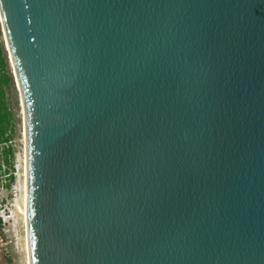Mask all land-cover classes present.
Wrapping results in <instances>:
<instances>
[{
	"label": "water",
	"instance_id": "95a60500",
	"mask_svg": "<svg viewBox=\"0 0 264 264\" xmlns=\"http://www.w3.org/2000/svg\"><path fill=\"white\" fill-rule=\"evenodd\" d=\"M0 12L30 264H264V0Z\"/></svg>",
	"mask_w": 264,
	"mask_h": 264
},
{
	"label": "rangeland",
	"instance_id": "374dc122",
	"mask_svg": "<svg viewBox=\"0 0 264 264\" xmlns=\"http://www.w3.org/2000/svg\"><path fill=\"white\" fill-rule=\"evenodd\" d=\"M0 43L2 55L6 60L5 73L8 81L3 83L4 99L8 119L2 121V126L7 128V134L11 142L8 143L10 150H6L7 145L0 147V162L6 161V168L9 172H15L11 179L7 178V187L0 190V197L7 199V213L10 218L5 224L0 226V264H28L25 246V226H24V164H25V143H24V115L21 105V95L17 87V81L13 67L11 65L9 52L7 50L5 35L0 20ZM1 107V105H0ZM5 112V109H2ZM8 141V140H7ZM11 153V161L6 160V155Z\"/></svg>",
	"mask_w": 264,
	"mask_h": 264
},
{
	"label": "bare ground",
	"instance_id": "6f19581e",
	"mask_svg": "<svg viewBox=\"0 0 264 264\" xmlns=\"http://www.w3.org/2000/svg\"><path fill=\"white\" fill-rule=\"evenodd\" d=\"M1 13V12H0ZM1 17V14H0ZM6 42V39H5ZM7 46V44H6ZM8 50V49H7ZM11 61V65H12V60ZM13 67V65H12ZM14 70V68H13ZM16 77V76H15ZM16 81H17V87L19 89L20 95H21V88H20V84L19 81L16 77ZM22 98V96H21ZM22 105V103H21ZM22 109H23V105H22ZM23 112V111H22ZM23 135H24V143L26 145V128L24 125V130H23ZM24 174H25V179H24V196H23V201H24V207H23V216H24V226H25V232H26V236H25V246H26V253H27V262L28 264H30V246H29V183H28V162H27V152H26V146H25V164H24Z\"/></svg>",
	"mask_w": 264,
	"mask_h": 264
},
{
	"label": "built area",
	"instance_id": "2783aa9c",
	"mask_svg": "<svg viewBox=\"0 0 264 264\" xmlns=\"http://www.w3.org/2000/svg\"><path fill=\"white\" fill-rule=\"evenodd\" d=\"M9 142H11V140L0 142V147L4 150L3 145L5 144L7 145L5 149L9 151L10 150V148H8ZM10 159H11V153L9 152L6 155V160L11 161ZM6 165H7L6 161L0 162V190L1 191L7 187V178L10 177L9 179H11L12 175L15 173L12 170H10L9 172H6L8 171L6 168ZM7 202H8L7 199L0 197V219H1L0 226L2 224H5L10 218V215L7 213V209L9 210V207L7 206Z\"/></svg>",
	"mask_w": 264,
	"mask_h": 264
},
{
	"label": "trees",
	"instance_id": "16d2710c",
	"mask_svg": "<svg viewBox=\"0 0 264 264\" xmlns=\"http://www.w3.org/2000/svg\"><path fill=\"white\" fill-rule=\"evenodd\" d=\"M2 46L0 43V142L2 141H7L10 138L8 137L7 134V128L2 126V121L4 119H8V114L6 110V104H5V99H4V89H3V83L8 81V76L5 73V67H6V60L5 57L2 55ZM5 109V112H2V109ZM1 222V219H0Z\"/></svg>",
	"mask_w": 264,
	"mask_h": 264
}]
</instances>
